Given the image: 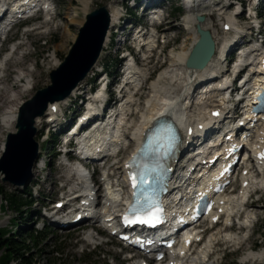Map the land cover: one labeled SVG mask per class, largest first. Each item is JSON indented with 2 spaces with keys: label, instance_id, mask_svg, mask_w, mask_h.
Returning <instances> with one entry per match:
<instances>
[{
  "label": "rangeland",
  "instance_id": "374dc122",
  "mask_svg": "<svg viewBox=\"0 0 264 264\" xmlns=\"http://www.w3.org/2000/svg\"><path fill=\"white\" fill-rule=\"evenodd\" d=\"M53 2V22H49V20L47 21L46 16H43L42 14H38L37 23L32 22L28 28L23 24L22 21H20L9 32V42L3 45L0 43V76L2 77L6 75V82L0 85V90L6 89V91L8 92V96L14 98L23 90V86L28 83V76L25 75H29L30 73L36 75L34 79H29V82L32 81L31 91L20 96V98L16 100L13 105H9V101H5L6 105H4L0 109V116L1 114L6 113V111L11 112L12 109H14V107L18 105L19 101L22 104L29 101L36 95L39 90L45 89L52 84L51 73L57 70L61 66V64L64 63L66 57L69 55L72 49V46L79 36L81 28L76 25H69V20L67 19V17L70 15V12L72 11H76L77 13H79L80 18L84 16L80 11L81 5L79 1L53 0ZM127 2L128 1L126 0H91L89 14L101 7L112 5L119 9L121 13L126 9L127 11H129V15L126 16V19L123 21L124 24H132L134 26H138L142 23L143 25H148L146 18L141 17V10L139 8L134 9V6L131 5V3L127 4ZM241 2L245 4L246 7L245 9L243 8L241 14L238 13L240 7L238 6L239 4L237 0H204V2L197 6V10H204V8L211 6L208 9L204 10V12L210 13L213 24H215V27L219 31H221L220 37H223L224 33L222 31L223 25L221 20L226 21L229 18L234 19L235 23H237L238 25V28L243 33V40L239 41V43H237L234 48L245 45L246 47L248 46V50L253 45V43L250 42V40L252 39L251 34L255 33V28L251 23L253 17L248 16V10H246L249 6L252 5V0H241ZM164 3H166V0ZM131 6L133 8H131ZM221 6L228 7H226L227 10L224 11L225 14L223 15V17L219 18L217 15V11L222 8ZM166 7L169 9L168 13L171 12V9L173 10V12L169 15V19H167L160 28L161 32H163L162 34H164L165 37H168L169 40H167L169 41V44L167 45L166 49L160 48L156 50V52L154 53V57L151 58L152 62L150 64H147L145 62V57L142 54L139 55V67L140 69L145 70L144 88L137 96H135L138 101L135 104L136 107L133 106L130 110L134 112L133 116L129 118L130 122L138 121L140 119L136 111H139L140 108L144 107V104L147 101L146 99H148V97L150 96L149 93L151 91V85L153 84V82L161 73L165 72L173 64L171 59L173 53L179 52L182 45H189L192 42L189 38H187V31L184 28V17L189 13V11L185 10L182 5V1L170 0L168 4L166 3ZM175 8L181 9L182 12L174 10ZM255 10L256 12H252L253 16H255L256 14H258V17L261 16L259 25H257L256 27H261L264 35V4L262 3L260 6L256 7ZM213 24L211 23L212 26ZM41 26H45L40 31L42 33L38 34L39 32H31L33 29L39 28ZM128 26L130 27L131 25ZM67 27H69L70 30V33H68L69 37L66 36V30H68ZM129 27L124 29V32L121 36L116 37L112 40V44L108 49L105 50L104 53L102 51L101 57L99 59V64L92 69V71L76 88L81 90L78 91L74 97H71L72 93L76 90L75 89L68 97L69 100L67 101V105H63L60 111V114H63L64 117H60L61 120H59L60 122L58 123V125L49 128L45 123V118L43 117L41 118L42 123L40 125V129H38L36 126L38 130V133L35 137L36 141L40 142L41 139L45 137V141L43 142L42 148L40 149L41 153L39 156V161H42L44 163V166H46L47 168L45 171H42L41 174L33 173V199H35L36 203L28 210H23V213L12 208L2 211L1 206L3 204V200L0 197V230H4L5 232H7L6 235L8 236L11 233L15 234L16 236L20 231H34V233L41 235L39 242L40 244L38 246L31 243L32 256L36 264H134V262L123 261L125 259L121 253L123 246L116 237H111L110 235L105 233L103 234V236L100 235L101 240L98 242V245H95L93 243L86 242L85 235L90 228L89 224L80 225L69 230H61L60 228H58L59 224L56 227V225L52 224L50 221H46L43 219L44 213L49 214L50 211L55 209L57 203L63 199V191L69 193L71 191V187L73 186V182L68 180V178H65L66 176H68L69 170L61 166V163L64 161V159L62 157H59L60 153L54 145L56 143V140L58 141L59 133L62 130L61 128L62 126H67L68 124L73 123V119L80 112H83L82 109L85 108L86 103L82 102V98L85 96V92H87L91 88V85H99L100 80H97L96 78L98 72H101L103 68H105L109 74L111 85L113 86L119 81V77L116 78V76L118 72L122 73L123 69L120 67V60H122V57L119 56L118 51L119 48L123 46V43H127H125V34L127 31H129ZM215 27L214 29H212V32L216 31ZM114 30L117 31V29ZM150 31L151 30L148 29L145 32L149 34L151 33ZM220 33L218 34L220 35ZM231 34L233 33H230V36H227L226 38L230 39V37H232ZM0 36L1 39L5 37V35L1 33ZM160 41L161 43L159 44L161 45L165 43L164 38H161ZM27 42L28 47L26 50V46L24 48L22 46V43ZM63 42H67V46L66 48L59 50L56 53L59 65L55 67V62L53 61L51 56L55 54L57 45L62 44ZM129 43L136 46L138 42L136 43L132 39ZM235 51L236 50L232 49L230 52L231 56L229 57V60L233 59V63L236 60V55H234ZM150 54L147 53V56ZM23 56L25 57V63L23 67H15L16 65H14L11 61H14L15 59H21ZM225 66L227 69V71H225V74H227L225 79H227V77H230L232 75L235 66L233 64L231 65L228 62L225 64ZM7 75L9 76L7 77ZM149 76H151L150 80L146 81ZM219 81H221L220 77L218 79V82ZM16 82H18V84H16ZM121 83L123 82L119 81L120 85ZM204 85L205 82L199 84L195 95H197V93L201 91ZM200 87L202 88L200 89ZM118 88V86H115V89ZM125 93L127 94V90H125ZM215 99L216 97L210 101H207L205 105H219L220 103H218ZM234 100L235 98H233V101ZM201 107V105L198 106L197 104V106H195V113L201 111ZM239 116L240 114L238 113V120ZM16 131L17 130L15 129L12 133H15ZM255 131L256 129L253 130V137H255V139L252 140L251 143L257 141V135ZM8 135L9 133H6L2 136V138H0V160L2 159L5 151L2 142H7ZM207 140L208 137L205 138L202 142L206 143ZM129 144L132 143L128 139L121 143L120 148L122 149V151L126 152V155H123V153H121V161L117 165H115L116 167L122 166L126 158L135 148L134 144L130 146ZM201 144L202 143L200 142L193 145L188 153H190L191 151H196V149ZM2 150L4 151L1 152ZM186 160L187 159H183V162L186 163ZM114 161L115 160H113L112 158L109 159L110 163H114ZM49 164L51 165L49 166ZM242 171L243 169L233 177H236L235 185L233 186L234 191L228 193L229 196L232 194L238 196L242 192ZM246 172L248 174L245 177L250 176L252 178L253 176L252 179L256 180V186H251L252 190L250 189V192L248 194L251 196V198L248 200V203H246V206L240 211V213L238 212L237 216H235L231 221L232 224H234V227L231 228L230 232L227 231L229 235L238 233L244 238L241 239L242 241H231L228 239L229 236H227L226 238L227 234H224L225 236L223 238L225 239L220 238L215 242L214 249L212 251L213 253L211 256V262L209 264H234V262H236V264H243L242 262L244 260V257L249 253V251H264V176L261 175L255 168H249V170H247ZM101 175V171H96L95 178L100 182V194L103 190L100 180ZM4 179L5 175L3 171H1L0 189H4L7 193L23 191L22 188H19V190L18 187L13 186L8 182H4ZM261 181H263V183H261ZM70 195L71 194H68L67 197H70ZM67 208L68 207H65L64 209ZM246 215H253L255 220L251 223L250 227L240 230V224L245 221L244 218L246 217ZM220 222L221 224H219L215 229L211 230L208 236L217 233L219 230L224 231L226 229L225 226L227 222L225 221V218L221 219ZM44 224L46 226H44ZM204 228H210V222L205 223L203 228L200 229L203 230ZM198 249L199 248H196L195 252H198ZM56 251H59V254H55ZM9 264H19V262L17 260H12ZM247 264H264V257L258 261Z\"/></svg>",
  "mask_w": 264,
  "mask_h": 264
},
{
  "label": "bare ground",
  "instance_id": "6f19581e",
  "mask_svg": "<svg viewBox=\"0 0 264 264\" xmlns=\"http://www.w3.org/2000/svg\"><path fill=\"white\" fill-rule=\"evenodd\" d=\"M6 1L7 0H4L3 4H6ZM78 1L81 5L80 11L82 12L84 16L80 18L79 13H77L76 11H72L70 12V15L67 17V19L69 20V25H76L79 28H82V26L86 23L85 21L89 14V8L91 7L90 6L91 0H78ZM142 1L143 2L141 3H137V5H142V4L148 5L153 2L152 0H142ZM163 1L165 0H159V2H163ZM31 2L32 3H30V6L33 4V2L38 4L36 0H33ZM191 2L192 0H188V6H190L189 3ZM209 7L211 6L204 8V10L208 9ZM106 8L109 12L110 27H109V31H108L107 37L103 45V53L112 44V42L110 41H111V36L114 34V32H116L114 29H120V32L122 30L124 31V26L122 24V20L124 18L122 19L120 18L122 14L121 11L112 5H108L106 6ZM204 10H189V13L184 17V28L187 31V35H188L187 38H189L192 42L189 45L187 44H185L184 46L182 45L179 52L173 53V56H171L173 64L165 72L161 73L158 76V78L153 82V84L151 85V91L149 93L150 96L148 97V99H146L147 101L144 104V107L140 108L139 111H136L140 119L138 121H133V122H130L129 120V118L133 116L134 114L133 111H130V110L132 109L133 106L136 107L134 103L136 104L138 100L135 98V96H137L140 93V91L144 88V77H145L144 71L145 70L140 69L139 67H136L134 68L132 72L128 74L127 84L124 88H126L128 92H130V94L132 95L127 97V99L121 104L120 109H119V114H118L120 115V117H118V115L116 117V119L119 118V121L121 122V124L117 125V128L120 130V136H125V137L123 139L122 138L117 139V140L113 139L112 141L107 142V143L101 142L100 145H102L103 149L109 148L110 150L114 151L121 146V143L123 141H126L128 139L130 140L132 144L135 145L136 150H133L129 154V156L126 158L122 166L116 167L115 165H117L121 161L120 160V156L122 155L121 153H123V155H126V152L120 149V151L114 157H112V159L115 160L114 163L107 164L108 167L103 168V170L101 171L102 175L100 179L102 186H103V190L101 194L97 191L96 187L94 188L91 187L92 184H91L90 179L84 174L80 166L76 165V167L75 166L72 167L69 170L70 178H68V180L73 182L71 191L73 190H77V191L70 195L69 201H66V198H64L59 203L64 204L65 207L67 206L71 207L72 205L76 204V210L71 218L67 217L68 219H65V220L55 219V223L54 222L53 223L56 225V227L59 224L58 228H60L61 230H68V229H71L70 227L72 225L70 220L79 219L77 223L79 226V225H84L88 223L91 224V221L95 219L94 222L97 225H102L106 221L105 225L111 228H108L105 231L110 236H112L111 231L113 230V227H112V224L107 223L108 221L107 219L108 217L116 216L115 214L117 213L118 209L123 206L122 204H119V200L120 199L124 200V197L128 196L129 192L127 189V185L125 183L126 178L128 177L127 164L132 159V156L138 151V149L143 144L144 137L146 133L148 132V130L151 129L154 126V123L160 118H162L163 116L165 115L172 116L176 124L182 130L184 134L182 150L184 151L186 149L192 148L193 145L198 143V141H202L205 137L211 136L215 130L222 129V126L224 123L222 121L223 117H226V119L230 120L232 123H235V120H236L235 113L238 110L240 111L244 110L247 114H250L252 110V104H255L256 102L248 100L246 107L241 106V104L243 105V102L245 101L246 98H244L241 101L239 100L233 104H231L230 102H226L225 97L223 95L224 90L221 91L219 89V86L222 83H220L221 81L218 82V79L220 77L219 75L223 69L222 67L224 64L221 58L222 54L226 50H228L230 46L236 45L237 43H239V41L243 40V34L238 28V25L237 23H235L234 19L229 18L226 21L221 20L222 25H223L222 31L224 33H223V37H220L221 31H219L215 27V24H213L210 13H206L204 12ZM226 10H227L226 6H223L221 9H219L217 11L218 17L219 18L223 17V15L225 14L224 11ZM144 14H146V12ZM199 16L205 17L206 19L205 22L199 25L203 30L209 31L211 33L213 40L215 42V46H216V52H215L214 57L209 62V64L206 66V68H204L203 70L190 69L186 67V62L194 46L196 45L197 41L200 38L197 33V27H198L197 17ZM14 18H16V16H14ZM48 19L49 17H47V20ZM119 21H121V24ZM211 23L213 24V26L211 25ZM44 27L41 26L39 28H35L31 32L33 33L39 32L38 34H40L42 33L40 31ZM214 27L216 31L212 32V29H214ZM67 29L68 30H66V32L68 34L70 33L69 27H67ZM143 32H144L143 30L139 32V34L136 35L134 41L140 42L142 40H146L143 44L144 45L143 49L146 50L147 53L150 54L151 49L155 47L156 45L155 44L156 37L151 34L149 35L147 32L146 33L145 32L143 33ZM218 33H220V35ZM230 33H233L231 34L232 37H230V39L226 38L227 36L228 37L230 36L229 35ZM67 34L66 36L69 37V34L68 35ZM128 35L133 37L132 31H130ZM164 39H165V43L169 44L168 37H164ZM66 44L67 42H63L62 44L57 45L55 54L51 56V58L55 62L54 63L55 67L59 65V61L57 60L58 58L56 56V53L59 50L66 48L67 46ZM22 46L24 48L26 46V50H27L28 42L22 43ZM25 55H28V54H25ZM24 56L21 59L14 58L15 60L14 61L12 60L11 62H13V64L16 65L15 67L20 66V68H22L25 63ZM99 62L100 60L98 61L97 65L99 64ZM145 62L147 64H150L152 62L151 54L147 56ZM239 68H241V65H239L237 62L235 71H237ZM251 69L254 72V79H255L253 85H257L262 80H264V74L261 72L260 69L258 70L254 67H252ZM121 75L122 73L118 72L116 78H118ZM8 76L9 75H7V77ZM25 76H28L27 77L28 83L23 86V90L20 93H18L17 96H15L14 98L8 96V92L6 91V89L0 90V109L4 105H6L5 101H9V105H13V103L16 100H18L20 96L31 91L32 81H30L31 82L30 83L29 79L30 78L34 79L36 75H34L33 73H30L29 75L26 74ZM225 76H227V74H222V76L220 77V80L221 78H225ZM211 78H213V80H211ZM209 79L211 81H209ZM228 79H230V77L227 78L226 80L227 83L229 81ZM0 81H1L0 85L6 82V75L2 77L0 76ZM202 82H205L204 87L203 88L200 87V89L202 88V91L200 93H197V95H195L199 84ZM16 84H18V82H16ZM214 84H216L217 88H214L215 86ZM80 90L81 89H76L72 93L71 97H74L75 94ZM133 92H135L134 95H133ZM102 96H103L102 93L99 92L94 97V102H93L94 105L92 106L91 110L96 109L97 104H103L102 100H107V99H103ZM197 96H199V99ZM215 97H216L215 100L218 103H220L219 105H214V106L205 105L207 101H210L214 99ZM231 98H233V96ZM68 100L69 98L62 102H57L49 106L47 114L44 117L46 120L45 123L46 125H48L49 128L55 127L58 125V123L60 122L59 120H61L60 111L63 105L65 106L67 105ZM197 104L198 106L201 105L203 108L201 107V111L195 113V106H197ZM21 105L22 103L19 101L18 105L14 107V109H12L11 112L6 111V113L1 114L0 116L1 118L0 119V138H2V136L6 133L11 134L16 129V125L18 121V114H19ZM116 119H115V123H116ZM245 119L246 120L250 119V122H248V124L253 123L254 119L256 120L255 126L253 129L254 130L256 129L255 133L257 135L256 137L257 141L249 143L250 148L244 147L245 150H249L248 152H250V155H249L248 162L246 163L247 166L242 171L243 190L238 196L235 194H232L230 196L226 195V196L221 197L219 201L220 205L217 208L218 211H216L217 212L216 215L210 218V221H212V220H215L219 216V214L225 213V221L227 222L228 226L230 225V222L233 220L232 216L237 211L240 212L246 206L245 202L248 198V194L250 192L251 186L253 185L256 186L255 185L256 180L252 179L253 176L252 178L250 176L245 177L248 174L246 171L249 170V168L250 169L255 168L258 170V172L261 175L264 176V159H261L262 154H264V116H258L256 118L255 116H247ZM41 123H42V119L38 118L36 121V126L38 129H40ZM118 129L116 132H118ZM108 133H109V130L108 131L106 130V134ZM104 134H105V131H98L97 133L99 137L100 136L103 137ZM252 134H253V130L251 131V134L249 137L250 140H251ZM44 138L45 137H43L41 141L38 142L40 149L42 148V144L45 141ZM103 138L111 139L110 136H104ZM245 142L246 144H248V141H245ZM2 143H3V147H5L4 141ZM132 144H129V146ZM212 145H215V144H211V145L209 144V147H207L204 150L198 151V152L191 151L190 153H188L189 160H187L186 163L180 160L175 164L176 171L174 175V180L172 181L173 184L171 186L173 190L179 189L180 184L178 185V181L179 180L182 181L183 178L187 176H188V179H186L185 182H187L188 180L190 181L192 180V182H194L192 178L195 176L192 177L191 171L195 168L200 167L199 161L205 158V154L211 153L212 151L211 149L213 148ZM226 146L227 147L233 146V143L228 142L226 143ZM3 151L4 150H2L1 152ZM219 155H221L222 157L220 161L223 162V159H224L223 157L224 155H226V153L221 152ZM43 168H44V163L42 161H39L34 166L33 173L41 174L43 171ZM207 169L208 168L206 166H202V170H199L198 173L199 172L207 173ZM112 177H114V180H112ZM93 178H95V175H93ZM110 182L112 184H110ZM115 183H118L119 184L118 186H122V192H123L122 195L118 194L117 190L113 189V185ZM261 183H263V181H261ZM181 191L182 190L179 189L175 195H177L178 192H181ZM72 196H75V197H72ZM167 202H168V199H167ZM83 218H86V219L83 220ZM114 220H118V217H115ZM244 220L245 221L240 224V228H239L240 230L250 227L251 223L254 222L255 218L253 215H246ZM72 228H75V227H72ZM93 229L94 231L90 230L89 232H87V234L85 235V238H86V242L94 244V243H98L101 240V237H98V235L95 234L97 229L95 228ZM230 230L231 228L227 227L224 231L219 230L217 233L209 235L204 241V244L199 247L198 252H194L190 256H187V259L185 261L178 260L177 263L178 264H209L211 262V256H212L211 252L214 249V244L217 240H219L220 238H223L225 236L224 234H227L226 238L227 236H229L228 239L231 241H238V240L240 241L241 239L244 238L243 236H240L238 233L234 235L233 234L229 235L227 231L230 232ZM91 232H94V233H91ZM194 232H197V230H194ZM187 237L192 238L193 233H189ZM179 248L183 249L182 251L186 250L185 245H181ZM165 256L167 257V259H173L171 252H166ZM263 257H264V251L262 250L261 251H254V250L249 251V253L244 257V260L242 263L247 264V263L255 262V261L260 260ZM134 260L135 258H132V259L128 258L124 261L133 262ZM134 264H143V262L138 261Z\"/></svg>",
  "mask_w": 264,
  "mask_h": 264
},
{
  "label": "water",
  "instance_id": "95a60500",
  "mask_svg": "<svg viewBox=\"0 0 264 264\" xmlns=\"http://www.w3.org/2000/svg\"><path fill=\"white\" fill-rule=\"evenodd\" d=\"M204 16L197 17L199 40L194 46L187 67L203 70L216 52L215 42L209 31L199 24ZM110 17L106 7H101L87 16L85 25L72 46L64 63L51 73L52 84L20 106L16 132L8 135L5 152L0 160V172L4 182L18 188L27 187L33 180V169L40 156L36 120L43 118L51 104L67 99L97 64L109 31Z\"/></svg>",
  "mask_w": 264,
  "mask_h": 264
},
{
  "label": "trees",
  "instance_id": "16d2710c",
  "mask_svg": "<svg viewBox=\"0 0 264 264\" xmlns=\"http://www.w3.org/2000/svg\"><path fill=\"white\" fill-rule=\"evenodd\" d=\"M175 10L182 12L181 9ZM0 197L3 200L2 211L12 208L23 213V210H28L36 203L33 199V191L29 187L22 192L15 191L13 193H7L4 189H0ZM6 233L4 230H0V264H9L12 260H17L19 264H36L32 256L31 243L38 246L41 235L34 231H20L16 236L13 233L8 236ZM55 254H59V251H56Z\"/></svg>",
  "mask_w": 264,
  "mask_h": 264
},
{
  "label": "snow or ice",
  "instance_id": "6c2138e0",
  "mask_svg": "<svg viewBox=\"0 0 264 264\" xmlns=\"http://www.w3.org/2000/svg\"><path fill=\"white\" fill-rule=\"evenodd\" d=\"M261 159H264V154H262ZM135 177H133V187H135ZM133 214L130 219H128V223H140V224H150L153 223L156 219V215L152 213V205H139V203L134 206L131 210ZM159 210L157 209V212ZM140 213H145L147 218L140 216Z\"/></svg>",
  "mask_w": 264,
  "mask_h": 264
}]
</instances>
